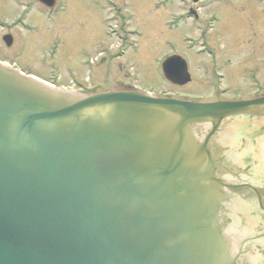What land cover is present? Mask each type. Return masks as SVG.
Returning <instances> with one entry per match:
<instances>
[{
  "label": "water",
  "instance_id": "95a60500",
  "mask_svg": "<svg viewBox=\"0 0 264 264\" xmlns=\"http://www.w3.org/2000/svg\"><path fill=\"white\" fill-rule=\"evenodd\" d=\"M163 73L191 81L180 55ZM262 107L264 97L79 93L0 62V264H235L210 138ZM198 125L211 127L204 141Z\"/></svg>",
  "mask_w": 264,
  "mask_h": 264
},
{
  "label": "rangeland",
  "instance_id": "374dc122",
  "mask_svg": "<svg viewBox=\"0 0 264 264\" xmlns=\"http://www.w3.org/2000/svg\"><path fill=\"white\" fill-rule=\"evenodd\" d=\"M190 6H194L201 17L200 31L182 23L181 16H192ZM0 16H41L40 21L43 16L58 18L60 23L51 27L42 21V29L26 37V53H18V43L11 47L3 44L0 58L16 60L28 67L23 71L38 77H46L57 59L65 64L62 58H68L69 80L60 86L72 88L76 84L71 81L73 77L77 82L97 87L94 93L120 91L130 85L140 92L205 101L213 97L207 76L212 63L210 50L233 57L242 52L239 46L247 45L248 51L253 47V54L240 58L248 67L256 66L259 62L256 55L264 53V28L261 31L255 21H258L257 16H264V0H203L197 5L184 0H57L54 8L39 0H0ZM114 16L131 30L109 35L108 22L115 24ZM244 25L248 28L244 29ZM16 38L19 39L18 35ZM53 39H61L56 60L41 65L34 62L40 58L41 49ZM120 46L122 50H117ZM196 49L205 52L196 55ZM172 51L178 52L188 63L192 78L185 85L173 84L163 74V63ZM114 55L111 64L101 65L94 71L91 65H84L85 59L100 57L102 60ZM58 70L66 77L64 67Z\"/></svg>",
  "mask_w": 264,
  "mask_h": 264
},
{
  "label": "flooded vegetation",
  "instance_id": "af4514ba",
  "mask_svg": "<svg viewBox=\"0 0 264 264\" xmlns=\"http://www.w3.org/2000/svg\"><path fill=\"white\" fill-rule=\"evenodd\" d=\"M40 17L41 16H0V46L5 44V46L11 47L18 43V53H23L26 51L24 47L27 40L26 37L30 33H37V31L42 29V21L50 27L51 25L57 24L58 21L60 23V20L54 16H43L44 18L42 17V21H40ZM114 17L115 24L108 22L107 33L109 35L115 32L118 33L119 31L126 33L131 30L127 28L125 24L122 25V21L118 16ZM257 17L258 21L255 19L253 20L259 23L260 30L263 31L264 16ZM181 18L183 19V24H188L190 27L196 28V30H201L203 22L200 16H181ZM214 18H216V16ZM217 20L219 19L217 18ZM253 20L252 23L255 24ZM111 24H114L115 27ZM242 27L244 29L248 28L247 25ZM172 29L176 30L177 28ZM17 35L19 37L18 40L16 38ZM47 40L48 38L45 42H47ZM60 43L61 39H53L50 45L48 44L45 48L41 49V55L38 61H33L41 65V63H46L49 60H56L59 56ZM239 47L243 49L242 52L239 51L238 56L233 57L231 54L219 55L216 51L210 50L212 63L210 64V70L207 76L209 77L213 89V97L211 99L205 101L200 98L194 99L189 97H181V99L216 102L228 100H254L264 97V53L261 54V52H259L256 55L259 60L256 66L248 67L246 64L243 65L244 63L243 61L241 62L240 58H245L253 54V47H250L249 51L245 48L247 45H241ZM121 48L120 46L117 50ZM106 51L109 52L111 50H105V52ZM262 51L264 52L263 49ZM203 52H205L204 49H196L194 53L196 55H201ZM102 53H104V51L100 52L99 56H102ZM173 54L179 53L172 51L170 56ZM114 57L115 55L111 58H104L102 60H100V57H95L96 60L91 59L89 61L85 59L84 65H91L90 68L92 67L94 71L101 65H105L106 63L111 64L112 61L115 60ZM62 60L68 66L57 59L52 63V67L49 68V74L46 77L39 76V78L55 85L67 84L66 81L69 80V60L68 58H66V60L62 58ZM0 61L19 69L28 68L16 60L10 61L0 58ZM63 67L67 72L66 77L61 70H58ZM65 67H68V69ZM27 73L32 74L31 72ZM71 81L72 83H76L73 84V88L81 93H94L97 89V87H91V85L86 83L77 82L76 78L73 77ZM123 90L138 89L127 85L124 86ZM236 121H241L243 123L241 133L235 136L223 137L224 132L227 131L230 126L234 125ZM194 130L196 135L204 141L211 127L198 125L195 126ZM263 140L264 107L244 115L224 120L210 138L211 153L221 159V163L216 169V177L226 184L224 189L227 192V199L220 206V225L231 237V253L235 258V264H264Z\"/></svg>",
  "mask_w": 264,
  "mask_h": 264
}]
</instances>
